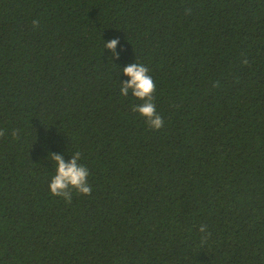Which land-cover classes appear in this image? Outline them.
Returning <instances> with one entry per match:
<instances>
[{"label":"trees","instance_id":"1","mask_svg":"<svg viewBox=\"0 0 264 264\" xmlns=\"http://www.w3.org/2000/svg\"><path fill=\"white\" fill-rule=\"evenodd\" d=\"M76 151L66 203L47 156ZM0 264H264V0H0Z\"/></svg>","mask_w":264,"mask_h":264},{"label":"clouds","instance_id":"2","mask_svg":"<svg viewBox=\"0 0 264 264\" xmlns=\"http://www.w3.org/2000/svg\"><path fill=\"white\" fill-rule=\"evenodd\" d=\"M103 41L104 49H107L111 53V60L119 59L120 52L116 50L119 37H113ZM113 64L116 65L115 63ZM120 68V73L127 79L120 81L119 95L121 97H127L130 94L135 99L141 101V103L133 104L131 110L140 117H143L150 129H160L164 121L160 113L156 110L153 97L155 83L151 75H149V69L142 63L134 61ZM47 157L54 163V171L50 175L47 185L50 195L62 197L67 203L71 201L72 190L83 195L90 194L92 190L88 183L90 172L80 162L81 155L78 151L73 152L67 160L60 153L50 152ZM206 228V225L201 224L199 231L206 233Z\"/></svg>","mask_w":264,"mask_h":264}]
</instances>
